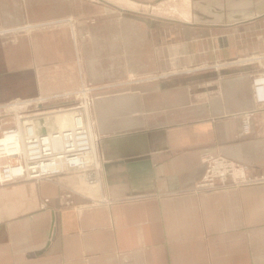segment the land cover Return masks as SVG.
<instances>
[{"label": "crops", "instance_id": "obj_1", "mask_svg": "<svg viewBox=\"0 0 264 264\" xmlns=\"http://www.w3.org/2000/svg\"><path fill=\"white\" fill-rule=\"evenodd\" d=\"M69 1L0 0V130L15 101L37 121L91 86L100 182L0 185V264H264V181L199 186L206 153L264 175V0H190V18L160 0L151 19Z\"/></svg>", "mask_w": 264, "mask_h": 264}, {"label": "built area", "instance_id": "obj_2", "mask_svg": "<svg viewBox=\"0 0 264 264\" xmlns=\"http://www.w3.org/2000/svg\"><path fill=\"white\" fill-rule=\"evenodd\" d=\"M252 84L255 101L259 108H264V71L252 77ZM45 100L35 104L49 105L50 102ZM59 103V106L45 111L55 110L52 114L70 111L74 122L72 127L50 130H39L38 126L32 128L36 125L35 118L39 115L36 113L27 117L20 116V121L0 130V185L21 179H54L65 174L86 176L87 181L94 185L100 182L97 154L93 161L85 160L93 148L91 140L95 143L97 141L95 131L93 139L89 132L91 128L89 130L87 126L90 120L86 116L85 104L81 101L74 106L67 105V101ZM254 110L245 113L243 117L245 134L251 131L250 116ZM91 126L93 128V123ZM57 141L59 144H56ZM203 163L205 173L199 182L201 188L229 187L264 181V175L250 176L243 167L220 155L206 153ZM63 197H67L66 204L73 203L70 193Z\"/></svg>", "mask_w": 264, "mask_h": 264}, {"label": "rangeland", "instance_id": "obj_3", "mask_svg": "<svg viewBox=\"0 0 264 264\" xmlns=\"http://www.w3.org/2000/svg\"><path fill=\"white\" fill-rule=\"evenodd\" d=\"M132 3H131V2ZM160 0H70L69 5L67 4L66 10H73L74 5L83 7L85 5L86 10L89 11V14H96V16H102V17H134L139 19H151V18H158L160 16H164L163 12L158 10V3ZM128 2V3H127ZM168 2V0H167ZM136 3V4H135ZM95 9V11H94ZM58 19H66L68 20L70 17L63 16V17H57ZM57 19V20H58ZM55 20V19H54ZM86 86L84 88H91V86ZM83 87H77L76 89L70 90L69 93L65 96L64 101H67L69 106H74L79 101L83 102L85 104V107L87 106V103H89V107L91 110V118L93 119V105H94V95L92 92L85 93L82 91V93L78 94L79 90H82ZM59 101H56L54 103H50L47 105V107L43 108V110L53 109L57 106H59L61 103H58ZM30 105V104H29ZM28 105V106H29ZM45 105V104H44ZM33 107H28L23 109V113L20 116L26 115V112L28 115L32 114L34 111H29ZM29 109V110H28ZM28 110V111H27ZM15 122H10L8 120H5V124L1 127V129L8 125H13ZM45 125V124H44ZM83 182L80 181L81 185L85 187L91 194L94 191L93 186H91L88 181H86L84 178L82 179Z\"/></svg>", "mask_w": 264, "mask_h": 264}, {"label": "bare ground", "instance_id": "obj_4", "mask_svg": "<svg viewBox=\"0 0 264 264\" xmlns=\"http://www.w3.org/2000/svg\"><path fill=\"white\" fill-rule=\"evenodd\" d=\"M121 1H124L125 2V0H121ZM190 2H191L190 0H179V1L176 2V7H177L176 10L179 11L180 15L183 18H188L189 17V13L190 12L188 10V8H189L188 6H190ZM173 8H175V7H173ZM82 91H84L85 93H88V92L91 91V89L90 88L82 89V90H80L78 92V94L82 93ZM32 103H33L32 100H19V101H15V102L7 105L6 106V109H7V111H11V110L12 111L13 110L16 111L17 117H18V121H20V116H19L20 114H19L18 111L19 110L21 111L23 108L28 107V105L29 104H32ZM52 111H55V110H52ZM52 111H47V112L46 111L45 112L42 111L43 112L42 113L43 115H41V118L40 119L38 118L39 120L35 121L36 125H33L32 128L35 127V126H37V123L38 122H41V123H43L45 125L46 124H48V125H51L52 124V126H50L49 130L52 129V128L64 129V128L72 127L74 125V122H73V119H72V116H71L70 111H68V112L67 111L54 112V114L51 113ZM85 111H86V116H87L88 120H90V111L91 110H90V107H89V103H87V106L85 107ZM51 115H53V117ZM90 124H91V121H90V123L87 124L89 130L91 128V125ZM89 132H90L91 136L94 139L92 129ZM91 143H92L93 148H92V151L90 152L89 156H86L85 157V160L86 161H93L96 158V155H95V142L93 140H91ZM56 144H59V142L57 141Z\"/></svg>", "mask_w": 264, "mask_h": 264}]
</instances>
